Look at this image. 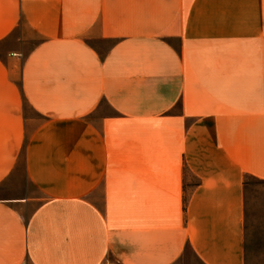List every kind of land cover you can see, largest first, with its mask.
I'll return each mask as SVG.
<instances>
[{
	"label": "crops",
	"instance_id": "obj_1",
	"mask_svg": "<svg viewBox=\"0 0 264 264\" xmlns=\"http://www.w3.org/2000/svg\"><path fill=\"white\" fill-rule=\"evenodd\" d=\"M250 177L264 0H0V264H250Z\"/></svg>",
	"mask_w": 264,
	"mask_h": 264
},
{
	"label": "rangeland",
	"instance_id": "obj_2",
	"mask_svg": "<svg viewBox=\"0 0 264 264\" xmlns=\"http://www.w3.org/2000/svg\"><path fill=\"white\" fill-rule=\"evenodd\" d=\"M36 41L33 39L27 43L29 48ZM241 52L235 57V63L241 64ZM105 109V107L103 106ZM21 184L27 186L28 192L32 189V185L20 176ZM246 248L250 254V264H264V185L256 178L248 179V201L246 209ZM105 264H119L113 262L110 257ZM177 264H200L193 252L188 248L182 257V260Z\"/></svg>",
	"mask_w": 264,
	"mask_h": 264
}]
</instances>
